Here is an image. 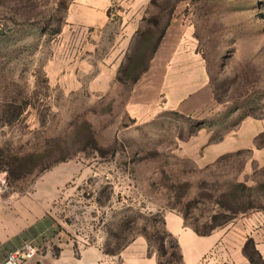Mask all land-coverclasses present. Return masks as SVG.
Wrapping results in <instances>:
<instances>
[{
    "label": "rangeland",
    "instance_id": "obj_1",
    "mask_svg": "<svg viewBox=\"0 0 264 264\" xmlns=\"http://www.w3.org/2000/svg\"><path fill=\"white\" fill-rule=\"evenodd\" d=\"M0 178L61 241L159 264L166 212L264 217V0H0Z\"/></svg>",
    "mask_w": 264,
    "mask_h": 264
},
{
    "label": "crops",
    "instance_id": "obj_2",
    "mask_svg": "<svg viewBox=\"0 0 264 264\" xmlns=\"http://www.w3.org/2000/svg\"><path fill=\"white\" fill-rule=\"evenodd\" d=\"M175 76V75H174ZM174 83V77L172 80ZM35 194L4 195L0 200V264L9 251L32 242L39 252L23 264H159L145 239H134L117 255L98 245L61 241L47 208ZM49 215V216H48ZM165 230L175 239L180 264H252L244 253L250 239L264 262V217L248 215L223 230L199 235L175 212L163 215Z\"/></svg>",
    "mask_w": 264,
    "mask_h": 264
},
{
    "label": "trees",
    "instance_id": "obj_3",
    "mask_svg": "<svg viewBox=\"0 0 264 264\" xmlns=\"http://www.w3.org/2000/svg\"><path fill=\"white\" fill-rule=\"evenodd\" d=\"M163 35H164V31L161 32L159 39L157 38V41H155L153 43V45L151 46L150 56L148 59H150L151 55L154 54V52L157 49V46H158ZM127 60H128V65H127L126 72H128V79L131 81H135L138 78V76L147 69L145 58L141 54L138 58H135V59H133V58L129 59V57H127ZM123 69L122 70L120 69L119 72H121V71L125 72V70H123ZM238 185L240 187H244V185L242 183H238ZM193 230L199 235H205V234H208L210 232V231L201 232V231L197 230L196 228H193ZM249 247L251 248V250H248ZM244 253L247 255L248 259L250 260V262L252 264H264V262L261 259L260 254L254 249L253 243L250 239H248L246 241V244L244 246ZM179 258H180V255H179Z\"/></svg>",
    "mask_w": 264,
    "mask_h": 264
},
{
    "label": "built area",
    "instance_id": "obj_4",
    "mask_svg": "<svg viewBox=\"0 0 264 264\" xmlns=\"http://www.w3.org/2000/svg\"><path fill=\"white\" fill-rule=\"evenodd\" d=\"M8 190V186L2 178H0V197ZM38 251V247L32 242H24L18 249L9 251L5 255L2 264H23L27 260L32 259Z\"/></svg>",
    "mask_w": 264,
    "mask_h": 264
}]
</instances>
